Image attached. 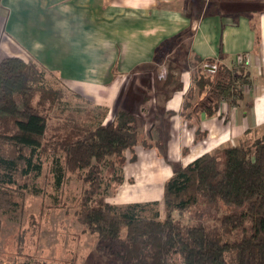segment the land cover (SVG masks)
<instances>
[{
    "label": "trees",
    "instance_id": "16d2710c",
    "mask_svg": "<svg viewBox=\"0 0 264 264\" xmlns=\"http://www.w3.org/2000/svg\"><path fill=\"white\" fill-rule=\"evenodd\" d=\"M212 62L195 57L193 86L181 113L185 119L196 112L210 118L222 102L235 106L242 98L249 82L246 65ZM205 64L215 70L205 71ZM61 83L34 60L0 59V190L44 195L50 189L61 192L67 175L82 177L87 187L77 220L120 264H176L177 259L180 264H264V135L176 167L163 184L161 201L114 205L106 200L103 176L111 170L112 182L122 183L126 152L145 143L138 117L120 109L108 124L96 115L95 124L81 126L71 116L75 112L64 107L69 95L84 97ZM196 87L200 99L194 102ZM53 110L68 115L60 117L65 122L60 129L49 125Z\"/></svg>",
    "mask_w": 264,
    "mask_h": 264
},
{
    "label": "crops",
    "instance_id": "0c3cea01",
    "mask_svg": "<svg viewBox=\"0 0 264 264\" xmlns=\"http://www.w3.org/2000/svg\"><path fill=\"white\" fill-rule=\"evenodd\" d=\"M0 31L14 56L63 82L106 90L102 121L113 120L107 104L138 111L145 143L126 152L116 190L130 187L147 201L128 203L159 201L176 167L264 131V0H0ZM195 57L246 65L237 105L224 101L210 118L181 115Z\"/></svg>",
    "mask_w": 264,
    "mask_h": 264
},
{
    "label": "rangeland",
    "instance_id": "374dc122",
    "mask_svg": "<svg viewBox=\"0 0 264 264\" xmlns=\"http://www.w3.org/2000/svg\"><path fill=\"white\" fill-rule=\"evenodd\" d=\"M15 54H19V51L10 45L4 33L0 31V59ZM189 65L194 67L197 64L191 61ZM213 66L215 65L213 64ZM170 68H174L173 62L170 63ZM207 70L209 72L214 71L210 68ZM173 71L170 73L173 74ZM194 73L195 69L192 72V78ZM56 75L58 76V74ZM56 82V79L53 82L52 79L49 80V83L54 87L61 88ZM61 82V85L68 91L84 97L77 99L69 95V101L64 110L74 111L75 116L70 115L81 126L82 124H95L96 115L100 116L103 113L101 106H97V103H106L111 100L112 96L104 89L82 88V85L79 84L66 83L62 80ZM145 91L152 93L151 89H145ZM153 93L155 94L154 90ZM194 93V102H197L200 99L197 95V87L194 88ZM127 101L130 100L127 99ZM107 105L109 117L115 116V107L112 108V103ZM132 112L136 115L138 113V111L137 113ZM67 116L53 110L49 122L50 127L62 128L65 122L60 117L66 118ZM109 122L111 120H104L103 124ZM262 135H264V131L254 133L247 140H256ZM163 148L165 145L156 148L157 152H161V155ZM130 157L132 159L134 155L132 154ZM218 163L219 166L224 165L222 154L218 156ZM111 174L112 171L107 169L103 176V184H106V186L103 185V188L108 189L107 201L112 204L115 203L114 205L118 201V206L128 205L130 204L129 201L134 200L147 201L134 197V194L130 193L132 191L130 187L126 189L123 186L116 190L117 184L112 182ZM39 183L40 181L37 182V185ZM86 187L83 185L82 177L70 174L66 176L61 192L50 189L44 195H42L43 193L33 195L31 190H26L20 195L19 192L0 190V264H12L13 262L17 264H120L115 262L113 254L109 250L103 248V244L96 235L86 232L77 220L80 194ZM151 193L152 196H156L155 188ZM158 210L161 218H163L162 211L164 208L161 204L158 206ZM231 210L234 209L231 208ZM223 212L226 211L223 210ZM187 217L186 214L183 219H187ZM20 247L22 249H19ZM175 263L180 264V261L177 259Z\"/></svg>",
    "mask_w": 264,
    "mask_h": 264
},
{
    "label": "built area",
    "instance_id": "2783aa9c",
    "mask_svg": "<svg viewBox=\"0 0 264 264\" xmlns=\"http://www.w3.org/2000/svg\"><path fill=\"white\" fill-rule=\"evenodd\" d=\"M245 63V61H244ZM204 67L206 68H210L211 70H215V66L211 65V64H205ZM162 78H164L163 76H165V72L162 73Z\"/></svg>",
    "mask_w": 264,
    "mask_h": 264
}]
</instances>
